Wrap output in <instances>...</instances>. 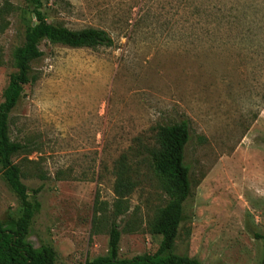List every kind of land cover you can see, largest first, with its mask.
<instances>
[{"label": "rangeland", "instance_id": "obj_1", "mask_svg": "<svg viewBox=\"0 0 264 264\" xmlns=\"http://www.w3.org/2000/svg\"><path fill=\"white\" fill-rule=\"evenodd\" d=\"M42 10L69 29H104L115 44L44 41L32 62L36 81L10 116L12 140L25 145L13 160L30 198L40 190L29 241L53 246L57 264H85L108 254L115 221L121 258L154 254L153 226L173 196L148 149L157 125L186 120L191 193L174 252L262 264L264 0H46ZM31 18L26 0H0V104ZM123 155L135 187L119 199ZM21 212L0 168V221L15 229Z\"/></svg>", "mask_w": 264, "mask_h": 264}, {"label": "trees", "instance_id": "obj_2", "mask_svg": "<svg viewBox=\"0 0 264 264\" xmlns=\"http://www.w3.org/2000/svg\"><path fill=\"white\" fill-rule=\"evenodd\" d=\"M44 1L46 0H26L32 18L27 22L23 44L13 53L16 70L10 75L4 91V101L0 104V168L7 184L22 203V212L15 229L5 227L0 221V264H57L58 260L53 246L46 244L35 247L28 239L33 219L41 209V202L37 199L40 190H33V199L30 198L29 189L22 181L21 169L13 160L15 154L25 149V145L12 140L10 135L11 112L23 96L25 86L36 81L31 65L44 55L40 45L44 41L72 48L112 47L115 44L104 29L87 27L73 30L49 22L42 10ZM8 6L9 4L5 5V9ZM190 140L188 121L159 124L155 127L153 146L148 149L153 169L167 180L169 192L173 196L161 210L153 226V231L162 236L159 249L154 254L121 258V231L113 221L110 226L108 254L85 264H204L196 258L174 252L184 220V202L191 193L190 167L185 161L186 147ZM126 160L127 157L123 155L116 169L115 193L119 199L126 198L135 187L129 177ZM258 237L264 240V235Z\"/></svg>", "mask_w": 264, "mask_h": 264}]
</instances>
